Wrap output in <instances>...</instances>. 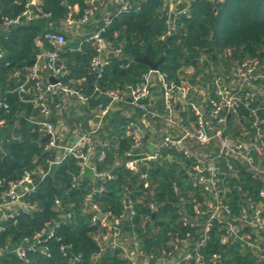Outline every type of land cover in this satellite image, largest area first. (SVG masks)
Listing matches in <instances>:
<instances>
[{
  "label": "trees",
  "instance_id": "16d2710c",
  "mask_svg": "<svg viewBox=\"0 0 264 264\" xmlns=\"http://www.w3.org/2000/svg\"><path fill=\"white\" fill-rule=\"evenodd\" d=\"M89 1L39 0V7L50 17L40 16L22 24L0 27V51L4 53L0 60V93L2 97L8 98L11 111L7 115L5 129L0 130V135L6 134L8 146L0 152L1 179L18 180L26 170L47 172L50 163L57 159V150H47L49 136L30 120L33 116L38 117L39 111L23 103L21 99L24 95L16 90L25 81L27 69L34 65L41 52L38 41L41 40L44 49H53L46 41V35L50 32L64 33L66 22L70 18L80 20L89 7ZM129 3V12L117 15V11L113 10L108 26L101 19L85 26L88 33L80 39L67 37L65 48L59 51L70 72L62 82L79 89L88 97L86 106L80 107L87 117H91V112L100 105L104 107L107 104L104 98H97L96 85L103 91L122 90L124 94L129 93V88L142 85L150 69L136 63L137 58L147 56L152 62H157L166 55L159 70L161 74L166 75L171 82L180 83L181 77L191 69L190 83L209 94L214 91L213 80L216 76L224 77L227 83L232 80V62L259 58L264 64V0H226L217 6L210 0H184L177 12L187 8L188 12L176 16L173 22L175 30L171 33L169 22L172 15L165 6L166 0H129ZM27 4L28 0H0V26L6 19L14 20L21 16ZM76 7L79 9L77 14L74 13ZM159 13L163 17L159 18ZM103 28L106 30L104 37L113 42L115 48L119 44L124 47L121 56L108 59L103 78L98 80L90 70L96 50L92 42L87 40ZM224 57L225 67L221 72L216 63ZM16 73L18 77H15ZM74 81L84 83L81 87L73 85ZM234 91L237 92L236 88ZM246 91L242 90L239 94L245 95ZM262 101L259 98L249 108L242 107L238 117H249L252 109L259 108V115L264 118ZM55 103L58 104L57 99ZM122 105L123 108L130 107L127 102ZM55 109L56 106H53L52 121L57 125L59 117ZM134 116L142 119L144 113L136 111ZM63 117L67 120L68 116L66 114ZM235 117H229L232 132L235 129ZM107 120L115 133L108 136L101 135L102 131L98 133L102 140L107 139L110 147L106 150V158L100 162L96 155L92 165L99 172L111 174L113 180L102 179L96 183L81 178L79 184L73 187V180L79 177L81 166L79 161L71 157L64 160L56 177L52 179L50 174L47 175L37 186L36 192L27 198L36 204L34 212L18 218L17 223L0 221V249H4L0 264H67L60 253L57 239L50 242L53 253L51 259L40 253H29L27 263L12 253L25 239H32L39 233L49 221L62 222L58 236L63 238L64 243L71 244L74 253L81 256L80 264H131L124 259L122 250L107 248L103 251L94 240L104 230L100 224L93 222L94 212H90L92 204L98 205L103 213H111L119 218L128 211L126 201H131L136 215L132 220L123 222L124 232L135 237L146 254H151L165 248L171 234L185 232L178 214L183 209L179 207L181 197L186 199L185 211L190 216L194 215V199L197 202L210 199L209 194L192 188L187 169L193 164L175 153L164 152L158 161H151L144 166L145 173L131 172L126 164L142 155L137 151L132 152V143L124 136L125 126L130 120L120 112L113 114V111ZM68 124L73 128L71 120ZM100 145L96 147V152L100 150ZM221 167L223 171L226 170L225 164L222 163ZM220 186L224 201L234 214L239 215L245 208L244 195L258 202L264 183L252 180L243 172L241 179L230 174L223 176ZM89 196H92L90 205L86 201ZM150 204L156 205L155 212L150 209ZM154 213L156 219L152 224L150 219ZM148 219L150 221L145 228L143 222ZM224 234V226L215 222L206 248L207 256L220 254L224 264H264V260L251 247L244 246L240 241L223 245L221 240ZM149 264L158 263L153 260Z\"/></svg>",
  "mask_w": 264,
  "mask_h": 264
},
{
  "label": "built area",
  "instance_id": "2783aa9c",
  "mask_svg": "<svg viewBox=\"0 0 264 264\" xmlns=\"http://www.w3.org/2000/svg\"><path fill=\"white\" fill-rule=\"evenodd\" d=\"M210 1L217 6L226 0ZM183 3L184 0H169L167 4L169 13H174ZM88 4L89 7L80 20L70 18L66 24L76 30H82L85 26L101 19L108 26L111 19L110 9L117 11V15L131 10L129 0H90ZM187 12L182 10L178 14ZM102 15H105L104 18L101 17ZM40 16L50 17L39 7V0H31L21 16L14 20H4L0 27L22 24ZM169 25L171 33L175 27L171 22ZM105 31V28L101 29L87 40L92 42L96 50L90 70L98 80L103 78L110 55L121 56L124 47L123 44H119L115 48L113 42L104 37ZM46 41L53 49H44L41 40L38 41L41 52L34 65L27 69L25 81L16 91L24 95L21 99L23 103L32 105L39 111V116H33L30 120L49 136L47 150H63L64 153L50 163V169L47 172L26 170L22 178L18 180L0 178V221L17 223L18 218L34 212L37 209L36 204H32L27 198L36 192L37 174L41 175L42 181L51 174L54 164L61 165L69 157L79 161L81 166L79 177L73 180V187L79 184L87 167L93 169L95 177L99 180H113L114 177L111 174L99 172L92 165L96 155L100 162L103 161L106 158V150L110 147L109 142L105 141L96 152L94 138L106 126L113 107L127 102L136 111L144 113V120L141 122L143 124L140 125L136 119H133L124 129V136L132 143V152L137 151L142 155L136 160L129 161L126 164L127 168L133 173H139L149 162L158 161L164 152L175 153L193 164L187 169L190 184L193 189L209 194L210 199L203 202H197V199H194L192 201L194 215L190 216L185 211L186 199L181 197L179 207L184 210H180L178 214L185 232L171 234L166 247L151 254H146L137 239L124 232L123 222L132 220L136 215L129 200L126 201L128 211L119 218L112 216L111 213H103L98 205L92 204L93 222L100 224L104 230L94 237L102 250L120 249L124 259L131 264H149L153 260L158 264H224L222 255L207 256L205 254L211 240V231L217 222L224 226L225 234L221 240L223 245L227 246L240 241L244 246L251 247L259 258L264 260V188L259 192L258 202L245 194V208L236 215L230 205L224 201L220 186L223 176L230 174L236 179H241L243 172L247 173L252 180L264 183V118L260 117L259 108L250 111L251 126L249 127L252 131L250 138H246L250 135L246 129L243 132L244 138H236L232 135L229 125L231 115L238 117L237 114L242 107L249 108L260 98L259 92L264 89V70L260 59L248 58L238 64L233 70L232 80L229 83L224 77L216 76L213 80L214 91L207 96H204L203 90L192 85L186 75L181 77L180 83H175L169 81L167 76L159 71L151 70L144 76L142 85L129 88L128 94H124L122 90L103 91L96 85L97 98H104L107 104L104 107L100 105L94 111L95 127L79 136L80 139L76 144L63 146L60 144L56 126L52 121L53 106L58 108L72 103H88V97L79 89L71 88L62 82L70 74L59 54V51L67 44L66 34L50 32L46 35ZM3 57L4 53L0 51V60ZM18 75L16 73L15 77ZM51 79L58 80V83L53 84ZM237 85L247 90L245 95H240V91H234ZM56 98L59 100L58 104L55 103ZM66 99H73V102ZM108 99L111 102H108ZM197 99L201 100L200 105H197ZM10 112L8 98L2 97L0 93V130L5 129L7 115ZM147 134H150L149 137ZM6 141V135H0V152L7 145ZM150 145L155 146L154 153L149 151ZM222 163L226 166L225 171L222 170ZM86 201L90 205L92 196H89ZM150 209L155 212L157 207L150 204ZM100 216H103V219ZM64 218L63 216L62 219ZM150 220L152 222V219ZM150 220L143 222L145 228ZM61 224L60 221L45 223L39 233L32 239H25L20 246L13 249L12 253L19 260L27 263L29 253H40L51 259L53 253L50 242L57 239L60 243V253L66 263L80 264L81 256L74 253L71 244L64 243L63 238L58 236ZM3 253L4 249H0V256ZM96 258L98 259L99 256Z\"/></svg>",
  "mask_w": 264,
  "mask_h": 264
},
{
  "label": "crops",
  "instance_id": "0c3cea01",
  "mask_svg": "<svg viewBox=\"0 0 264 264\" xmlns=\"http://www.w3.org/2000/svg\"><path fill=\"white\" fill-rule=\"evenodd\" d=\"M169 0H166V8H167V4H168ZM186 11H188L187 9H184ZM113 11V9H110L109 12L111 13ZM178 9H176V11H174V13H171L172 17L170 19L171 24L174 22V19L176 18V16L178 15ZM79 9L75 8L74 9V13H78ZM169 12V9H168ZM170 14V13H169ZM105 15H102L101 17L104 18ZM100 17V18H101ZM64 33L66 34L67 37L71 38V39H80L83 37L84 34L88 33V30L83 28L82 30H76L74 28H71L69 25L65 24L64 25ZM227 54H230V51L227 52ZM224 62H225V57L221 58L217 63L216 66L220 69L221 72L224 71ZM240 64L237 61L232 62V69H231V74L230 77L232 78V73L233 70L235 69V67ZM263 70H264V64H263ZM193 73V70H187L185 72L186 76L189 78V76H191V74ZM190 79V78H189ZM74 83V84H73ZM72 84L73 85H78L81 86L83 85L84 81H74ZM264 85V83H263ZM239 85L236 86V90L237 91H242L245 90V88H238ZM231 89V86H230ZM253 90V89H252ZM204 96H207L208 93H206V90L202 91ZM259 97L263 100L262 103L264 104V89L262 91L259 92ZM57 99V98H56ZM58 100V99H57ZM62 100V99H61ZM68 101H72L73 99H66ZM56 101V100H55ZM59 101V100H58ZM129 101V100H128ZM59 103V102H58ZM87 103H81V104H68V105H62L61 107H56V109L54 110V112L56 113V116L58 118V122L56 126V131H57V136L60 140V144H62L63 146H68L70 144H73L75 142V139L79 136H81L82 134L91 131L95 125H96V117L94 115V111L91 112V117H87L86 113L80 110L81 106H86ZM120 112L121 115L124 118H127L128 120H133L136 119V121L141 125L143 123L144 118H135L134 114L136 113L135 109L130 105V107L127 108H123V105H115L113 107V114ZM67 114V120L64 119V115ZM23 117V116H22ZM88 118V120H87ZM71 120L73 122V128L70 127V125L68 124V121ZM234 122V131L232 133L233 136H235L236 138H244L243 136V132L244 129H246L250 135L248 137H246L247 139L250 138V136L252 135V131L250 130V118L249 117H235V119L233 120ZM102 134L101 135H105L108 136L110 133H115L114 129L111 126L110 121L107 122L106 126H104V128L101 130ZM148 131V129H147ZM122 131H120L121 133ZM149 132V131H148ZM3 135L5 136L6 134L3 133ZM118 137H116L117 139ZM107 141V139L102 140L101 136L98 134L95 136L94 138V143H95V147H98L100 144H102L103 142ZM108 142V141H107ZM7 146V145H6ZM5 146V147H6ZM101 146V145H100ZM63 150H57V158L61 157L63 155ZM131 202V201H130ZM92 209H90L91 212Z\"/></svg>",
  "mask_w": 264,
  "mask_h": 264
},
{
  "label": "water",
  "instance_id": "95a60500",
  "mask_svg": "<svg viewBox=\"0 0 264 264\" xmlns=\"http://www.w3.org/2000/svg\"><path fill=\"white\" fill-rule=\"evenodd\" d=\"M30 2H31V0H28V3H30ZM215 11H217V10H215ZM158 17L159 18L163 17V14L162 13H159L158 14ZM151 23H152V21H151ZM110 57L113 58L114 55L111 54ZM262 57L264 58V52L262 53ZM213 59L216 60V56L215 55H213ZM165 60H166V55L162 56V58L159 61H157V62H152L150 59H148L147 56H144L143 58H137V59H135V62L147 66L153 72H158L160 70L161 65L165 62ZM51 82L53 84H57L58 83V80L51 79ZM238 88H240V85L238 86ZM107 101L108 102H111L110 99H108ZM129 102H130V99H129ZM196 103H197V105H200L202 102H201L200 99H197L196 100ZM79 139H80V137H77L75 139V142L74 143L76 144L79 141ZM6 148H8V146H6ZM148 149H149V151L151 153H154L155 146L154 145H150ZM59 169H60V164H54L52 166V171H51V174H50V177L52 179H54L56 177ZM145 171H146L145 169L142 170L143 173H145ZM206 175L208 176V174H206ZM83 178L84 179L93 180L96 183H99V181H100L98 178L95 177L94 171L90 167H87L85 169ZM40 183H41V175L37 174V180L35 182V185L38 186ZM100 218L103 219V216H100ZM155 219H156V214L154 213L153 216H152V224L154 223Z\"/></svg>",
  "mask_w": 264,
  "mask_h": 264
},
{
  "label": "rangeland",
  "instance_id": "374dc122",
  "mask_svg": "<svg viewBox=\"0 0 264 264\" xmlns=\"http://www.w3.org/2000/svg\"><path fill=\"white\" fill-rule=\"evenodd\" d=\"M191 70V69H190Z\"/></svg>",
  "mask_w": 264,
  "mask_h": 264
}]
</instances>
